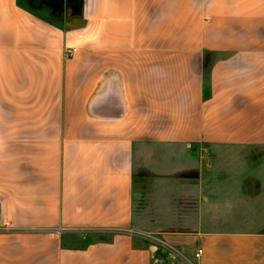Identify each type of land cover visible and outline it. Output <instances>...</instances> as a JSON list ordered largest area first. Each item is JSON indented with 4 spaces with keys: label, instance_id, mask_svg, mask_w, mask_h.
<instances>
[{
    "label": "crops",
    "instance_id": "0c3cea01",
    "mask_svg": "<svg viewBox=\"0 0 264 264\" xmlns=\"http://www.w3.org/2000/svg\"><path fill=\"white\" fill-rule=\"evenodd\" d=\"M235 149H264V0H0V264H154L146 235L264 264V160Z\"/></svg>",
    "mask_w": 264,
    "mask_h": 264
},
{
    "label": "rangeland",
    "instance_id": "374dc122",
    "mask_svg": "<svg viewBox=\"0 0 264 264\" xmlns=\"http://www.w3.org/2000/svg\"><path fill=\"white\" fill-rule=\"evenodd\" d=\"M45 13V16L47 17V12H43ZM49 16V15H48ZM54 21H59L60 19L57 20V18H51ZM49 20V19H47ZM235 150H240L241 152H237L238 156L241 155H246L248 157L249 161L255 162L256 161V156H261L262 160H264V149H257V150H245V149H235ZM257 151V152H255ZM233 152V151H232ZM260 161V157L258 158V160L256 162ZM211 166H219L220 163H215L211 162L210 163ZM197 171L196 170H192L189 171L186 174L183 173H178L177 175L174 176V178L172 179V183H174L175 186H178V188H174L173 193H171L170 191H165L163 190L165 188V184L163 183L161 185L162 191H161V195H163V200H162V204L164 202L165 197H170L171 200V204H172V209H174V211L176 210L178 213L176 214L177 218H180L181 216V212L183 208H186V206L181 205V191L179 190V183L181 181V179L184 180H189V181H194V179H196L197 176ZM136 184H135V194H139L136 195V202L134 205V208L141 212V218H145L147 217V219L152 218V212L154 211V207L151 206L149 204V201L152 199L151 198V194L153 193L152 190H148L149 188L152 187L153 184V179L152 176L149 174H138L136 175ZM171 180V178H170ZM167 180V183L168 181ZM178 183V184H177ZM158 186L160 185L159 183H157ZM175 193V194H174ZM140 194H144L145 196H140ZM150 194V195H149ZM263 211H264V206H263ZM263 215V214H262ZM261 215V216H262ZM261 216H259V218L261 219ZM262 218H264V216H262ZM146 219V218H145ZM141 226H143L144 228H146L147 230H180L181 229V222H165L164 220L162 221H151L148 222V220H141L140 222ZM190 225V223H185ZM257 225H262L264 226V221L260 220L258 222H256ZM160 236V235H159ZM148 239V243L149 245H152L153 247H157L156 249H152L153 251H155L156 253L154 254V264H180V261L183 260V256L182 254H178L176 253V251H174L173 249H166V248H162V243L159 240V238H157L155 235H146L144 236ZM92 238L90 236H87L86 234L77 237L73 242L77 243L78 245H83L86 244L88 241H90Z\"/></svg>",
    "mask_w": 264,
    "mask_h": 264
},
{
    "label": "built area",
    "instance_id": "2783aa9c",
    "mask_svg": "<svg viewBox=\"0 0 264 264\" xmlns=\"http://www.w3.org/2000/svg\"><path fill=\"white\" fill-rule=\"evenodd\" d=\"M74 51H75L74 49H72V50H65V51H64V54H65L66 56H70V55L72 54V52H74ZM199 252H200V251H198V252L196 253V256H198Z\"/></svg>",
    "mask_w": 264,
    "mask_h": 264
}]
</instances>
